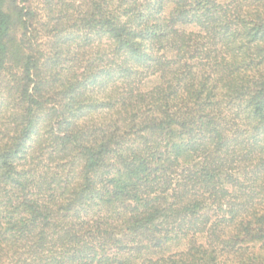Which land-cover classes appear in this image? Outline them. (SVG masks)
<instances>
[{"label": "clouds", "instance_id": "1", "mask_svg": "<svg viewBox=\"0 0 264 264\" xmlns=\"http://www.w3.org/2000/svg\"><path fill=\"white\" fill-rule=\"evenodd\" d=\"M144 2L145 0H137L135 5L120 6V0H60L50 13H41L40 23H44L47 16L59 15L65 17L61 27L65 24H75L81 35L92 29L91 42H96L92 47L104 59L93 64L90 71L96 73H118L122 69L131 71L133 75L127 79L114 78L106 81L108 85L106 90L99 93L83 92L71 104V110L75 112L83 105H95L103 99L106 103L102 105L106 107L98 111L103 112L105 122L111 121L114 126H120L125 130L131 128L132 133L124 135L123 132H112L110 128L98 135L86 134L88 129L84 125L94 128L96 124L91 117L81 120V116L73 121L67 132L59 133L61 137L70 138L67 148L61 153L60 147L54 144L56 136L54 126L59 117L46 121L41 126L40 135L27 156L22 161H13L10 164L14 173L29 174L21 180L26 186L21 190L8 184H0V233L7 235L5 240L0 241V264H56L85 245L96 249L98 260L104 255L108 264H221V261L223 264H255L257 258L259 264H264V172L252 175V170L264 162V142L255 147L251 144L254 130L264 126V120L255 115L254 103V97L264 88V63H261L259 68H253L251 74L243 80H238L231 74L237 64L264 59V41L247 43L250 40V36L247 35L249 30L264 25V0H216L218 7L223 10L222 13H217L220 16L219 24L231 22L232 32L241 34L234 42L231 37L222 43L218 38L213 39L215 31L218 30L217 25H208V31L201 34L205 47L200 49L194 60L187 61L188 55L192 54L187 49L177 53L168 52L166 48L165 53H154L161 58L159 66L136 68L125 63V57L120 54L122 50H119V46L126 38L121 32L133 33L146 27L158 26L159 30L168 33L167 40L164 41L166 45L179 44L183 33L179 24L172 23L176 15V11L173 10L193 7L191 0H188L187 4L180 0H160L159 6L163 11H159L149 23L137 27L134 21L135 13L125 12V9L139 6V11L144 13ZM196 16L200 18V13H196ZM199 22L203 23L202 18ZM52 26L49 25V28ZM109 28H114L116 34L109 32ZM101 39L106 43H101ZM135 43L139 44V41ZM242 45L244 47H241ZM72 48L75 54L77 46L72 45ZM181 57L183 59H180ZM84 59L87 60L88 57ZM175 59H179L180 64L186 61L189 64L198 63V67L194 69L197 73V84L205 77L211 78L205 92L207 103L204 99L195 97L196 89L192 87L182 90L181 102L176 98H169L168 85L175 83V76L179 74L177 69L184 70L180 68V64L176 65V68L166 66L167 61ZM80 71L84 69L81 68ZM73 73H76V69L66 72L61 77L62 83L55 89L49 88L39 96L33 93L34 85L29 84L27 96L38 103H43L53 91L68 88L80 78L78 74ZM184 83L188 85L191 81ZM212 85L220 86L219 95L213 93ZM209 93L213 95L209 96ZM63 103L66 104L68 101ZM62 106L61 103L44 104L45 108L61 109ZM29 107L28 100L25 99L21 103L20 92L13 91L3 109H0V152L9 151L16 145L26 125L28 117L26 109ZM32 111L35 112V107H32ZM191 121H198L202 125L208 121L214 122L210 127L215 126L219 139L207 140L198 151L186 153L175 163H172V158L169 157L170 173H175L171 175L172 188L164 192L162 198L147 211L139 207V203L145 198L143 195L138 194L137 199L123 201L129 208H137L135 212H125L120 201H109L112 186L108 181L116 178V173L113 172L110 176L94 180L92 190L100 193L102 199L96 201V206L87 217L62 219L64 209L77 199L87 182L94 179L83 160H78L77 166L71 170V179L65 182L66 176L69 175V161L77 159L83 152L98 150L99 144L110 140L116 142L123 138L126 142L135 141L131 144L133 152H117L106 161L108 165L120 169L118 156L128 160L135 156L155 166L156 163L164 161H151L150 154L153 152L163 154L170 140L177 142L176 135L186 132L187 128L191 127L189 123ZM181 124L185 125L183 129L180 127ZM168 125L170 126L167 131L170 135L164 137L153 135L149 131L138 132L141 128ZM49 129L52 131L49 132ZM137 134L141 139H137ZM234 137L239 142L234 146L230 145L226 154L219 153L224 163L217 178L222 181L223 176L228 174L239 184L245 185V190L223 185L228 188L231 197H226L219 203L222 205L221 212L226 213L229 199L234 197L236 203H241L247 198L249 191H254L256 193L253 201L254 222L250 228L246 229L243 225L214 227L220 213L215 216L209 214L208 222L199 230L173 232L172 235L177 238L167 245L166 251L153 253L150 250L139 255L115 251L116 247L121 246L115 242L121 241L125 234L130 235L128 229L134 223L144 222L148 217L155 215L152 223L156 224L165 216L170 217L183 208L188 201L174 202L172 195L176 184L182 182L179 174L181 170L199 171L216 155L215 148L219 140L230 141ZM180 139L187 140V136L183 135ZM128 146V143L124 144V147ZM49 154L56 164L62 166L61 168H57L56 164H49ZM5 171L6 169H0V175ZM53 177L55 182H51ZM13 178H16L15 175ZM149 195L155 197L161 196V193L157 190ZM216 208L217 206L213 204V212ZM37 214L46 217V220L36 219L33 226V218ZM255 220H259V223ZM122 244L124 247L135 246L126 241H122Z\"/></svg>", "mask_w": 264, "mask_h": 264}, {"label": "trees", "instance_id": "2", "mask_svg": "<svg viewBox=\"0 0 264 264\" xmlns=\"http://www.w3.org/2000/svg\"><path fill=\"white\" fill-rule=\"evenodd\" d=\"M159 2L160 0H145L143 8L144 13H147V15L139 11V6L125 9V12L135 13L134 21L136 26L139 27L140 24L149 23L159 11H163L159 6ZM180 2L187 4L188 0H180ZM191 2L193 4L192 8L173 10L176 11V15L173 17L172 23L179 24L183 33L179 44L169 43L166 45L164 41L167 40L168 33L159 30L158 26L146 27L133 33L121 32V35L126 37L119 46V50H122L120 54L125 57L124 62L136 68L159 66L161 58L154 53H165L166 48L168 52L177 53L187 49L192 53L188 55L187 61H192L200 49L205 47V41L201 34L208 31V25H217L218 30L215 31L213 39L218 38L221 43L228 41L230 37L233 42L240 37V33L232 32L231 22L223 25L219 24L220 16L217 13H222L223 10L218 7L216 0H191ZM58 3H60V0H0V109H3L13 91L20 92L21 103L27 99L30 105L26 109L28 114L26 125L16 145L9 151L0 152V169H6L4 174L0 175V184H8L21 190L26 186L25 183H21V180L29 174L14 173L10 164L13 161H22L27 156L40 135L41 126L46 121L59 117L54 126L56 130L54 144L60 147L61 153L67 148L70 138L67 136L61 137L59 133L67 132L72 127L73 121L81 116V120L91 117L96 124L94 128L84 125L88 129L86 134L98 135L110 128L112 132H123L124 135L132 133L131 128L125 130L120 126H114L111 121L105 122L106 117L103 112L98 111L100 108L106 107L102 105L106 103L103 99H100L95 105H83L75 112L71 110V104L83 92L94 91L99 93L101 90H106L108 86L106 81L114 78L127 79L133 74L129 69H122L118 73L90 71L93 64L104 59L92 47L96 43L95 41L91 42L90 33L92 29L81 35L80 29L75 24H65L61 27L60 25L65 17L59 15L55 17L47 16L44 23L39 22L41 13H50ZM125 4L135 5L137 0H120V6ZM196 13H200L203 23L199 22L200 18L196 16ZM194 22L195 26H193ZM49 25L53 26L49 28ZM108 31L113 35L116 34L114 28H109ZM97 35H99V32H97ZM247 35L250 36L248 44L264 41V25H258L249 30ZM136 41H139V44L135 43ZM101 43L106 42L101 39ZM72 45L77 46L75 54H73ZM84 57H88V59L85 60ZM180 59H183V57ZM187 61L183 64H180L179 59L166 62V66L169 68H176V65L180 64V68L184 69L183 71L177 69L179 74L175 76V83L168 85L170 89L168 96L181 102L182 90L192 87L196 89L194 92L195 97L204 99L207 103L205 92L209 87L208 81L211 78L205 77L197 84V73L194 69L198 67V63L189 64ZM261 63H264V59L259 61L249 60L246 64H237L232 69L231 74L236 76L238 80H243L251 74L253 68H259ZM81 68L84 71H80ZM73 69H76V73H73V75L78 74L80 78L76 79L68 88L53 91L47 101L38 103L27 96L29 84L34 85L33 93L39 96L49 88L55 89L57 85L62 83L61 77L66 72H72ZM241 73L244 75H241ZM161 76L163 77V73ZM185 81H191V83L185 85ZM212 88L215 95L220 94L219 85H212ZM213 93L208 95L212 96ZM64 101H68V103L64 104ZM47 103L53 105L61 103L63 106L61 109L55 107L45 108L44 104ZM254 103L255 115L264 120V88L256 94ZM32 107H35V112L32 111ZM132 119H135V114H133ZM189 123L191 127H188L186 132L176 135L177 142L170 140L163 154L159 152L150 154L151 161H164V163H156L155 166H153V163L135 156L131 160L118 156L117 158L121 163L120 169L108 165L106 161L112 155H116L117 152H133L131 144H134L135 141L126 142L123 138L120 141L113 142L110 140L99 144L98 150L83 152L77 159L74 158L73 161H69V175L66 176L65 182L71 179V170L77 166L78 160H83L85 167L94 179L89 180L77 199L64 209L62 219L87 217L91 209L96 206V201L102 199L100 193L92 190L94 180L110 176L113 172L116 173V178L108 181V184L112 186L109 201H120L125 212H135L137 208H129L123 201L137 199L138 194L143 195L145 198L139 203V207L147 211L162 198L164 192L172 188L171 175L175 173H170L169 157L172 158V163H175L186 153L198 151L207 140L219 139L215 126L210 127L214 122L208 121L203 125L198 121ZM169 126L141 128L138 132L149 131L153 135L158 134L160 137H164L170 135L167 131ZM180 127L183 129L185 125L181 124ZM51 131L52 129H49V132ZM183 135L187 136V140L180 139ZM137 139H141L138 134ZM238 142L235 137L230 141L219 140L215 148L216 155L208 160L199 171L182 169L179 173L182 182L176 184L172 195L174 202L187 200L188 203L170 217L165 216L159 223H152L156 218L155 215L148 217L144 222L134 223L128 229L130 235L125 234L122 236L121 241L115 242L121 245L116 247L115 251L117 253H135L136 255L150 250L153 253L161 250L166 251L168 250L167 245L177 238L172 235L173 232L199 230L202 225L208 222L209 214L215 216L220 213L214 227L219 225L224 227L237 225L239 227L243 225L246 229L250 228L254 222L255 207L253 201L256 198L254 191H249L247 198L241 203H236L234 197L229 199L226 213L221 212L222 205L219 203L226 197H231L228 188L223 185L239 188L241 191L245 190V185L239 184L234 177L228 174L223 176L222 181L217 178L219 169L223 167L224 163L219 153L226 154L229 146H234ZM262 142H264V126L255 129L251 137L253 147ZM125 143H128L129 146L124 147ZM53 151H55V148ZM49 164H56L51 154H49ZM56 167L61 168L62 166L56 164ZM261 172H264V162H261L252 170V175H258ZM14 175L16 178H13ZM51 182H55V177ZM157 190L160 191L161 196L153 197L149 195ZM213 204L217 206L215 212L212 209ZM169 207H172V205H169ZM36 219L46 220V217H41L39 214L34 216L33 226H35ZM255 222L259 223V220H255ZM158 233L163 234L157 235ZM6 238L5 233H0V241ZM122 241L135 246L124 247ZM100 247L103 251V246ZM56 264H108V262L104 255H101L98 260L96 249L85 245L73 251L65 259L56 262ZM221 264H223V261H221ZM255 264H259V258H257Z\"/></svg>", "mask_w": 264, "mask_h": 264}]
</instances>
